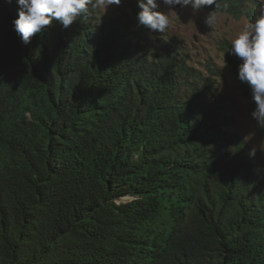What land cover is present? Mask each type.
Masks as SVG:
<instances>
[{
  "label": "trees",
  "instance_id": "trees-1",
  "mask_svg": "<svg viewBox=\"0 0 264 264\" xmlns=\"http://www.w3.org/2000/svg\"><path fill=\"white\" fill-rule=\"evenodd\" d=\"M138 11L89 5L25 45L0 0V264H264V152L232 129L219 68Z\"/></svg>",
  "mask_w": 264,
  "mask_h": 264
},
{
  "label": "clouds",
  "instance_id": "clouds-1",
  "mask_svg": "<svg viewBox=\"0 0 264 264\" xmlns=\"http://www.w3.org/2000/svg\"><path fill=\"white\" fill-rule=\"evenodd\" d=\"M11 4L13 0H5ZM17 17L12 20L13 30L22 44H29L31 38L46 30L53 21L63 29H68L77 18H83L92 8L103 6L105 12L111 6H120L122 0H15ZM139 11L136 13L138 26L150 32L165 33L172 25L180 10L191 8L193 14L207 9L203 24L215 28L221 17L217 0H137ZM235 57L237 80L250 89V102L254 105L250 116L260 128H264V6L255 20L247 22L230 42L227 53ZM253 147L248 155L255 157Z\"/></svg>",
  "mask_w": 264,
  "mask_h": 264
},
{
  "label": "rangeland",
  "instance_id": "rangeland-1",
  "mask_svg": "<svg viewBox=\"0 0 264 264\" xmlns=\"http://www.w3.org/2000/svg\"><path fill=\"white\" fill-rule=\"evenodd\" d=\"M259 1L264 6V0ZM99 7L102 12L109 15L116 14L119 9V6H111L105 12L102 5ZM206 13L207 9L198 14H193L191 8L180 10L165 33L177 38L191 52L195 64L204 72L210 74L206 67L208 61L213 62L219 68L221 75L214 76L215 85L218 91L228 98L229 109L235 117L232 129L264 152V139L258 132L256 122L250 116L254 105L226 61L224 48L250 20L247 17L235 18L228 13L221 12L219 23L215 28H208L203 24V17Z\"/></svg>",
  "mask_w": 264,
  "mask_h": 264
}]
</instances>
